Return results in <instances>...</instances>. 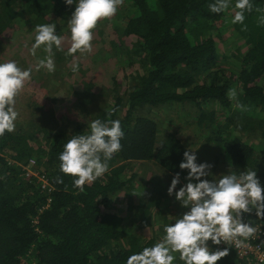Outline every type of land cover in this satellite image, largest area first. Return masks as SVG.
<instances>
[{"label": "trees", "instance_id": "1", "mask_svg": "<svg viewBox=\"0 0 264 264\" xmlns=\"http://www.w3.org/2000/svg\"><path fill=\"white\" fill-rule=\"evenodd\" d=\"M131 1L135 11L123 36L133 39L131 51L143 57L146 73L136 76L130 89L115 97L112 107L101 106L94 114L95 119L107 121L108 112L115 109L111 119H119L125 133L122 150L109 161L103 177L80 191L73 187V177L59 170V154L73 135L87 134L89 124H76L71 133L59 131L45 146L34 147L30 137L20 130L0 137V264H126L130 255L154 246L165 235L162 228L172 224L170 221L153 239H144L139 227L127 235L126 219L116 213L122 193L130 190V182L123 178L127 167L124 162H154L173 177L179 173L180 182L187 183L188 170L179 165L189 149L175 133L159 143L157 122L141 114L147 107H197L198 129L221 150L229 165L256 171L264 178V131L258 145L236 135L248 133L255 124L264 127V25L259 23L264 16V0H251L253 10L245 13L244 25L234 24L249 46L240 59L242 69L236 80L215 71L218 48L214 38L200 39L188 31L192 24L211 30L220 22L227 11L211 12L209 5L214 0ZM235 2L231 0L228 11ZM75 7V3L69 6L65 0H1L0 35L14 31L15 22L23 20L32 29L38 24H55L58 35L67 33L71 37L68 21ZM245 25L246 30H242ZM236 83L239 94L229 99L227 93ZM215 103L228 116L224 124L217 122L215 110L206 107ZM240 106L258 109L254 113L258 119L238 112ZM36 173L44 176L48 187L43 188ZM167 192L165 197H169ZM131 194L129 191L127 195ZM160 203L157 198L143 206L144 214L137 216L143 222L138 226L152 222V209H160ZM245 218L251 224L263 221L255 212L245 214ZM217 248L210 246L212 251ZM175 255L174 264H183L179 254ZM217 264L241 262L230 248L229 255Z\"/></svg>", "mask_w": 264, "mask_h": 264}, {"label": "rangeland", "instance_id": "2", "mask_svg": "<svg viewBox=\"0 0 264 264\" xmlns=\"http://www.w3.org/2000/svg\"><path fill=\"white\" fill-rule=\"evenodd\" d=\"M134 11L132 1L124 0L113 18L100 21L93 30V51L90 54L81 55L78 52L75 57L66 56L71 37L67 33L61 35L65 37L64 51L53 49L56 70L52 73L46 69L36 70L38 60L47 54L41 48L37 50L35 57L31 55L30 49L36 33L35 29L25 23L26 21H16L17 28L14 31L10 30L0 35V63L14 60L22 69L31 67L33 70L31 80L26 82L23 91L17 97L16 110L19 116L15 122V131L25 132L30 137L31 145L45 146L59 131L71 133L76 124H90L101 106L106 109L112 107L115 97L123 96L130 89L134 78L146 73L143 57L131 51L133 39L126 40L123 36ZM234 11V8L227 11L220 22L213 24L214 28L211 30L208 28L203 30L204 28H197L193 24L188 29L200 39L205 38L204 36L214 38L218 48L215 71L232 80L242 69L240 59L249 49L246 40L235 31L231 22ZM74 59L79 63V71L76 73L71 70ZM233 88L237 96L239 94L237 83ZM92 98L95 101L90 103L89 100ZM206 107L216 111L217 122L220 124L227 122L228 116L224 115L219 104H207ZM237 108L236 104L234 110ZM256 110L240 106L237 111L249 118H257L254 115ZM141 114L157 122L160 130L159 143L168 134L175 133L189 150L195 151L200 163L207 162L211 165V174L205 177L206 179L218 181L230 172L239 174L244 171L243 168L230 166L227 158L222 156L221 150L210 143L207 135L198 129L197 107L191 104H166L156 108L147 107ZM263 131L264 127L260 129L255 124L253 128H249L248 133L237 132L236 135L251 145H258L262 142ZM124 164L127 167L123 178L130 182L127 194L129 195L131 191L132 197L122 193L123 197L119 203L117 202L116 213L126 219L124 226L127 235L139 227L142 230L138 232L144 239L156 238L165 222L170 221L174 224L175 220L182 217L188 209L182 207L174 195L168 194L169 197H165V190L168 191L174 178L167 170L150 161H127ZM258 178L264 186V178L261 176ZM182 186L183 183L180 182L177 190ZM157 198L161 200L160 209L156 207L152 209V222L143 223V227L138 226L141 221L143 222L140 217L137 218L144 214L143 206H146L148 201L155 202ZM162 238L160 237L157 242ZM213 245L210 243L209 247Z\"/></svg>", "mask_w": 264, "mask_h": 264}, {"label": "clouds", "instance_id": "3", "mask_svg": "<svg viewBox=\"0 0 264 264\" xmlns=\"http://www.w3.org/2000/svg\"><path fill=\"white\" fill-rule=\"evenodd\" d=\"M69 6L76 4L75 11L68 21L71 43L66 56L75 57L90 54L93 51V30L102 20L113 18L124 0H65ZM231 0H214L209 5L213 13L228 11ZM233 24L244 25L245 13L253 10L251 0H236ZM256 11H262L257 8ZM264 25V16L259 18ZM242 30H246V25ZM35 40L30 53L36 56L43 48L47 54L39 59L36 70H56L54 51H64L65 37L56 33L55 24L35 26ZM73 73L79 71V63L74 59L71 65ZM32 68L22 69L14 60L0 63V137L12 133L16 128L19 113L16 110L17 97L23 91L26 82L31 80ZM229 99L236 97V90L230 89ZM242 107V106H241ZM115 109L108 112L109 119H95L88 125L87 134L73 135L59 154V170L73 177V187L84 190L103 177L109 170V161L122 150L125 135L119 119L113 120ZM179 167L188 170L187 183L177 190L180 174L171 181L168 194L174 195L181 206L188 209L175 223L164 226L162 240L152 247H145L139 253L130 255L126 264H174L179 254L183 264H217L229 255L231 245L239 249L245 242L255 238L258 229L244 221L245 214H252L264 219V186L257 172L247 170L236 174L230 172L218 181L208 180L211 165L197 163L195 151L184 152V160ZM58 183H63L57 178ZM209 241L214 245L226 244L224 249L212 251Z\"/></svg>", "mask_w": 264, "mask_h": 264}, {"label": "built area", "instance_id": "4", "mask_svg": "<svg viewBox=\"0 0 264 264\" xmlns=\"http://www.w3.org/2000/svg\"><path fill=\"white\" fill-rule=\"evenodd\" d=\"M31 173V172H30ZM30 175V174H29ZM37 177L39 175L34 174ZM43 181V188L48 187L47 181L44 176L39 177ZM244 221L250 223L246 220L244 216ZM251 224V223H250ZM253 227L258 229V232L255 238H252L245 242L246 246H243L239 249L235 248L234 245L229 246L232 251L236 254L237 259L241 264H264V219L263 221L259 220L256 224H251ZM217 246V245H216ZM220 249L228 247L226 244H221L218 246Z\"/></svg>", "mask_w": 264, "mask_h": 264}, {"label": "crops", "instance_id": "5", "mask_svg": "<svg viewBox=\"0 0 264 264\" xmlns=\"http://www.w3.org/2000/svg\"><path fill=\"white\" fill-rule=\"evenodd\" d=\"M172 199V198H171Z\"/></svg>", "mask_w": 264, "mask_h": 264}]
</instances>
